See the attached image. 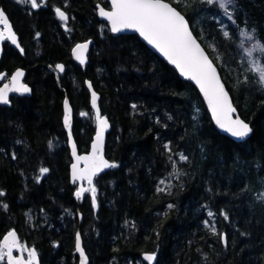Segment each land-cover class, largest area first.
Segmentation results:
<instances>
[{
    "label": "trees",
    "instance_id": "1",
    "mask_svg": "<svg viewBox=\"0 0 264 264\" xmlns=\"http://www.w3.org/2000/svg\"><path fill=\"white\" fill-rule=\"evenodd\" d=\"M169 1L219 66L251 137L221 133L198 89L137 34L112 35L97 14L107 0H43L37 8L0 0L25 50L5 41L0 72L22 66L32 86V95L0 105V241L16 229L41 264H77V231L89 264H264V86L243 63L237 37L244 26L264 44V0H230L231 36L216 3ZM89 39L83 68L71 51ZM88 78L111 121L106 151L116 165L95 178L96 204L91 193L75 197L63 123L68 95L78 148L88 151L96 130Z\"/></svg>",
    "mask_w": 264,
    "mask_h": 264
},
{
    "label": "snow or ice",
    "instance_id": "2",
    "mask_svg": "<svg viewBox=\"0 0 264 264\" xmlns=\"http://www.w3.org/2000/svg\"><path fill=\"white\" fill-rule=\"evenodd\" d=\"M213 2L214 0H208L209 4ZM226 2L230 3V0H219L220 7L225 8ZM30 3L32 8L40 6L37 0H30ZM55 11L60 20L67 22L68 16L64 11L59 8ZM99 15L110 23L111 31L114 33L125 29H132L138 32L150 45L162 53L171 64L175 65L184 77L194 81L207 100L213 118L221 129L236 138H244L249 135L251 129L248 123L239 117L233 119V113H235L236 109L231 104L228 92L221 83L216 68L213 67L204 50L194 39L185 17L171 7L169 3L164 2V0H111V10L106 11L101 8ZM0 25L3 26V30H0V41L7 39L13 45L19 47L16 34L13 32L12 26L2 10H0ZM224 35L227 36L228 33L225 32ZM245 35L249 40L252 39L251 35ZM87 49L88 43L77 44L73 49L75 58L81 64L86 61L85 53ZM256 49L264 51V46L259 43L254 44L248 50V55L251 56ZM251 67L253 71L260 74L261 82H264V65L253 61ZM55 68L60 72L64 71V65L62 64H57ZM23 76L24 73L22 71H17L11 76L10 82L0 88V103H8L10 92L28 93L30 91L27 85L21 83ZM88 86L89 88L92 87L90 83ZM97 99L96 93L92 92L91 104L96 110L97 131L95 140L91 145L90 154L77 155L76 145L75 143L72 144V155L75 158V163L72 164V180L74 183L77 181H86L87 183V187L82 184L75 195L79 199L85 193H91L93 204H95L97 194L94 186V177L103 169L116 166L114 163H109V161L105 160L103 156L104 133L109 125L107 119L100 115ZM64 109V124L69 130V138L71 139L72 109L67 99L64 100ZM81 115H86V113H81ZM180 159L186 160L187 157L181 155ZM81 163H83L82 168L80 167ZM47 171V168L40 169L41 175ZM173 173L178 175L175 167L173 168ZM163 183L164 181H161V184ZM158 190L163 191L164 189L160 188ZM0 195H3V192H0ZM209 215H212V213H209ZM14 249L19 251L21 255L14 256ZM76 249L82 258L81 264H86L79 233L76 236ZM25 252L27 253V258L23 255ZM144 259L152 262L155 256L149 254ZM3 261H6V264H38V257L35 248L26 247L19 242L15 231H9L0 241V262Z\"/></svg>",
    "mask_w": 264,
    "mask_h": 264
},
{
    "label": "water",
    "instance_id": "3",
    "mask_svg": "<svg viewBox=\"0 0 264 264\" xmlns=\"http://www.w3.org/2000/svg\"><path fill=\"white\" fill-rule=\"evenodd\" d=\"M107 1H108V3H109L110 7H106V6H104L102 3H98V4H97V14H98V17H99L100 20H103V21H105V22L108 23V25H109V29H110V31H111L110 23H109L105 18H103V17H101V16L99 15V10H100L101 8H103V9L106 10V11H110V10H111V0H107ZM164 2L169 3V5H170L171 7L175 8V9H176L181 15H183V16L185 17V19H186V21L188 22V25H189V30L192 32V35H193L194 39H196L197 43H198V44L201 46V48L204 50L205 55L208 57L209 61L213 64V67L216 68V70H217V75H218V77L220 78L221 83L224 85L225 90L228 92V95H229V99H230V101H231V104H232V106L236 109L235 113H233V119H235L236 117H239L241 120H243L244 122L248 123V125H249V127H250V129H251V132L249 133V135H248L247 137H244V138H236V137H233L230 133L226 132L224 129H221V128L216 124L215 119L213 118L212 112H211V110H210L209 107H208L207 100L204 98L203 93H202V92L200 91V89H199V86L196 85L194 81H192V80H190V79L184 77V76L180 73L179 69H177V68L175 67V65L171 64V63L167 60V58L163 56L162 53H160L157 49H155L152 45H150V44H149V43H148V42H147L142 36H140V34H139L138 32H136L135 30H132V29H125V30H122V31H120V32H116V33H114V32L111 31L112 35H114V36H118V35H122V34H137V35L141 38V40H142L146 45H148V46H149L154 52H156V53H157V54H158V55H159V56H160L165 62H167V63H168V64H169V65H170V66H171V67H172V68H173V69L179 74V76H180L182 79H184V80H186V81H189L190 83H192V84L198 89V91H199V93H200V95H201V97H202V100L204 101V104H205V106H206V108H207V110H208V112H209V114H210V116H211V118H212V121H213L215 127H216L221 133H223V134L229 136L230 138H232L233 140H235V141H237V142H242V141L247 140L248 138L251 137V135H252V133H253V127H252L251 123H249L248 121H246V120L241 116V114H240V112H239V109L237 108V106H236V104H235V102H234V99H233V97H232V94H231V92H230V90H229V88H228L226 82H225L224 79H223V76H222V74H221V71H220V69H219V66L217 65V63L215 62V60L212 58V56L210 55L209 51L206 49V47L204 46V44L202 43V41H201V40L199 39V37L195 34V32H194V30H193V28H192V25H191L189 19L187 18V16H186V15H185V14H184V13L178 8V7H176L171 1H169V0H164ZM0 10H2V11L5 13V15L7 16L8 20H9V23H10L11 26H12V30H13V32L16 34L17 42H18V45H19V47H17L16 45H13V44L11 43L10 40H7V39L0 41V59L3 57V54H4V43H5V41H8V42H9L14 48H16V49H17L22 55H24V54H25L24 47H23V45H22L21 42H20L19 34L17 33V31H16V29H15V27H14V24H13V22H12L10 16H9V14L7 13V11H6L3 7H0ZM61 10H62V9H61ZM62 11H63V10H62ZM0 30H3V26H2V25H0ZM82 43H88V49H87V52L85 53L86 61H85L84 64H81V63L75 58V56H74V54H73V49L76 47V45H77V44H82ZM77 44H75L74 47L72 48L71 54H72V57H73L74 61H75L77 64H79L81 67L84 68V67H86V65H87V63H88V55H89V51H90V49H91V47H92L93 42H92L91 39H89V40H84V41L78 42ZM21 49H23V51H21ZM57 64H62V65H64V69H65V64H64V63L59 62V63H57ZM57 64H56V65H57ZM56 65H55V66H56ZM54 70H55L56 72H60V71L57 70L55 67H54ZM17 71H22V72L24 73V76L21 78V83L27 85V87L30 89V91H29L28 93H12V92H10V93H9V100H8V103H0V105L11 106V105H12L11 97H12L13 95H26V96H30V95H32V86L26 81L27 70H26L24 67H22V66L17 67V68H16V69H15V70H14V71H13L8 77H7V78H6V76H7V72H6V71H2V72H0V82H2L1 85H0V88H2V87L4 86V84L9 83L10 80H11V76L14 75ZM5 78H6V80H4ZM89 83L92 85L91 88H89V86H88ZM85 84H86V87L88 88V90H89V92H90V101H91V98H92V92H95L96 95H97V98H98V99H97V107L99 108L100 115H101L102 117L106 118L107 121H108V125H109V127L106 129V131H105V133H104V139H103V156H104V159H105V160L109 161V163H112V161L110 160V158H108V156H107V151H106L107 140H108V132H109L110 129H111V121H110V119H109L106 115H104V114L102 113L101 106H100V98H101V94H100V92L95 88V86H94V84H93V81H92L90 78H88V79L85 80ZM65 99H67V100L69 101V106H70L71 109H72L71 139L69 138V130H68V128L65 127V124H64V127H65V129H66V131H67V135H68V145H69L70 152H71V156H72V163H71V165H70V178H71V182H72V184H75V183L73 182V180H72V164L75 163V158H74V156L72 155V144L75 143V145H76L77 155H88V154H90V152H91V145H92V143H93L94 140H95V134H96V131H97V123H96V130H95V133H94L93 139H92V141H91V143H90V148H89V150L86 151V152H80V150H79V148H78L77 141H76L75 136H74V133H73L74 108H73V105H72V103H71V101H70L68 95L65 96L64 100H65ZM91 106H92V104H91ZM63 107H64V101H63ZM92 109H93L94 116H95V111H96V110H95L93 107H92ZM64 114H65V109H64ZM63 123H64V116H63ZM80 167H81V168L83 167V163L80 164ZM110 168H111V167H110ZM110 168H105V169H103V170L100 171L97 175H100V174L104 173L105 171L109 170ZM97 175L94 177V186H95V178L97 177ZM76 183L78 184V188H79L82 184H83V186L87 187V183H86V181H77ZM78 188H77V190H78ZM77 190H76V191H77ZM75 193H76V192H75ZM75 197H76V195H75ZM83 197H84V195H83ZM83 197H82V198H83ZM76 198H77V197H76ZM77 199H78V198H77ZM79 199H80V198H79ZM96 202H97V201H95V204H96ZM11 231H15V232H16L19 242L22 243V241H21V237H20L18 231H17L16 229H13V230H11ZM78 233H79V235H80V243H81V247H82V249H83V251H84V253H85L86 264H89V261H90V260H89L88 253H87V251H86V249H85V247H84L83 238H82V236H81L80 231H77L76 236H77ZM35 250H36V249H35ZM75 250H76V254H77V256H78L77 264H81V259H82V258H81V256H80V253H79V252L77 251V249H76V237H75ZM16 251H17V250H15V249L13 250V255H14V256H20L21 253H20L19 251H17V252H18V254H17ZM149 254L154 255V254H152V253H148V254H146V255H149ZM23 255H24V253H23ZM154 256H155V259H156V255H154ZM24 257H25V255H24ZM37 257H38V264H41L40 256H39L38 254H37ZM25 258H26V257H25ZM155 259L153 260V262L155 261Z\"/></svg>",
    "mask_w": 264,
    "mask_h": 264
},
{
    "label": "rangeland",
    "instance_id": "4",
    "mask_svg": "<svg viewBox=\"0 0 264 264\" xmlns=\"http://www.w3.org/2000/svg\"><path fill=\"white\" fill-rule=\"evenodd\" d=\"M42 2H43V0H37L38 4H40ZM213 3H216V5L220 8V12L216 16V18L220 22L221 29L224 31V33L225 32L228 33L227 36H231V31H232L231 30V23L234 22V19H235L233 14H232V12L234 10V8H232V4L226 2L225 8H221L219 0H214ZM232 25H233V23H232ZM237 33H238V36H237L238 37V44H239L240 49H241L242 60H243V63L245 64V66L248 69L252 70L251 66H252L253 61H256L257 63H259L261 65H264V51H261L260 49H256L254 52H252L251 56L248 55V50L251 49L254 44L259 43L260 45L264 46V44L258 40V37H257L255 31L242 26V27L237 29ZM245 34L251 35L252 39L249 40ZM255 73L259 78V82L264 86V82H261L260 74L258 72H255ZM162 181H164V183L162 184V186L164 188H166V187H168V185H170V178L169 179L165 178ZM0 263H2V262H0Z\"/></svg>",
    "mask_w": 264,
    "mask_h": 264
},
{
    "label": "flooded vegetation",
    "instance_id": "5",
    "mask_svg": "<svg viewBox=\"0 0 264 264\" xmlns=\"http://www.w3.org/2000/svg\"><path fill=\"white\" fill-rule=\"evenodd\" d=\"M8 76H9V75H7L6 78H7ZM6 78H5V79H6ZM5 79H4V80H5ZM25 246L27 247V245H25ZM25 257L27 258V253H26V252H25ZM0 264H6V261H3V262L0 263Z\"/></svg>",
    "mask_w": 264,
    "mask_h": 264
}]
</instances>
